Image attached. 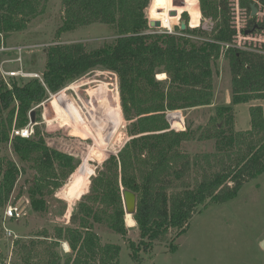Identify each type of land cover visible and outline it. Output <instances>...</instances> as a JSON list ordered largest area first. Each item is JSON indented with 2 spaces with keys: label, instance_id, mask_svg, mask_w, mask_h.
<instances>
[{
  "label": "trees",
  "instance_id": "trees-1",
  "mask_svg": "<svg viewBox=\"0 0 264 264\" xmlns=\"http://www.w3.org/2000/svg\"><path fill=\"white\" fill-rule=\"evenodd\" d=\"M156 1L152 6H159ZM46 2L0 0V47L9 35L24 31L38 19ZM150 2L63 0L64 20L59 34L103 24L111 26L118 38L96 49L84 43L46 48L44 83L38 79H12L10 88L0 78V143L8 144L14 126L25 128L31 111L71 82L98 68L118 77L130 140L99 168L90 192L72 213L71 226L56 228L54 243L65 241L73 252L65 264H120L121 246L102 244L95 227L104 225L115 234L127 236L122 188L137 194L133 219L141 242L130 243L132 258L137 261L141 246L148 250L171 231L178 239L203 209L235 199L246 183L264 173L263 108L250 106L248 130L234 127L233 111V106L264 100V54L225 48L224 44L232 43L237 35L231 1L200 0L203 17L217 21L215 29L210 34L198 28L179 30L184 35L207 39L201 42L166 32L148 33L146 12ZM256 2L264 5V0H241L250 13ZM177 8L183 9L179 19L185 11L190 12L192 21L201 19L198 0L172 6V10ZM251 30L253 35L263 33L264 22L250 18L242 32ZM222 57L229 61L233 106L219 107L216 117L222 125H207L199 138L214 139L215 152L183 153V143L195 140L196 131L171 129L167 115L213 104V65ZM162 74L165 79L158 78ZM12 147L19 161L38 171L28 190L32 209L47 211L46 190L53 193L59 189L80 160L51 149L37 127L29 139L13 138ZM23 170L0 157V210L9 203ZM55 256L50 255L53 260L48 264H60Z\"/></svg>",
  "mask_w": 264,
  "mask_h": 264
},
{
  "label": "rangeland",
  "instance_id": "rangeland-1",
  "mask_svg": "<svg viewBox=\"0 0 264 264\" xmlns=\"http://www.w3.org/2000/svg\"><path fill=\"white\" fill-rule=\"evenodd\" d=\"M230 1L233 5L237 2ZM156 2L159 6L154 7L156 3L152 6L153 0H151L147 9L149 23L151 17L162 21L163 26L164 21L167 20L169 27H172L177 35L181 33L179 29L182 20L187 21L189 29L198 28L208 34L212 33L216 27V20L203 17L200 0H198V8L201 19L193 21L189 11H185L178 21L175 16L170 15L173 11L172 6L183 4V0H157ZM44 7L41 16L27 29L13 33L4 39L5 45L8 46L29 47L28 51L22 54L23 67L27 71L43 75L46 66L45 49L50 46L84 43L89 49H96L104 42H112L118 38L111 26L103 24H93L70 33L59 34L58 30L64 20L63 0H47ZM257 8L259 9V6ZM165 13L167 16L164 15ZM251 14L247 11L246 24L250 18H253ZM256 17L264 22V8L259 10ZM233 21L237 20L233 19ZM241 23L245 24L243 20ZM192 24L196 27H192ZM155 32L164 33L166 29L150 28L148 31V33ZM257 35L264 37V32ZM184 36L200 42L207 40L195 35ZM254 36L256 37V34ZM251 43V48L259 49V43ZM262 45L264 47V44ZM15 57H17L16 53H8L4 54L2 59ZM5 67L18 69L19 65L13 63L6 64ZM213 72L212 105L176 111L167 115L171 129L196 131L195 140L183 143L181 148L183 153L190 155L214 153L215 140H199V138L207 125L219 123L216 117L219 107L233 106L229 61L225 57L220 58L213 65ZM159 76V79L166 78L165 74ZM0 78H2L1 74ZM8 82L12 88L11 80ZM72 101L76 103L81 113L83 112L89 125L91 124L92 134L81 136L74 132V125L81 127L82 119L70 112ZM250 106H262L264 111V100L233 106L234 127L237 130L251 128ZM35 109L37 112L33 135L37 127L51 149L75 156L80 160V164L59 189L53 193L51 189L46 190L48 210L37 212L32 209L28 190L34 182V177L38 176V171L29 164L19 161L14 153L12 139L15 138L13 136L15 126L10 131L11 141L8 144L0 143V157L13 161L21 170L24 168L9 203L0 210V264H48L50 260H53L50 257L52 254L56 255L54 259H58L60 264H65L72 257L73 252L65 241H59L58 245L54 243L56 228L71 226L72 213L76 205L90 192L92 179L98 175L99 168L112 155H118L125 143L130 140L127 133L128 122L121 108L118 77L103 68L93 70L71 82ZM219 124L222 125V123ZM101 137L105 141L102 146L99 145L102 143ZM80 169L89 178L88 188L77 199L69 200L64 191L73 175L78 174ZM10 205H19L25 213L24 217L19 221L6 220L5 210ZM127 227L129 228L127 236L115 234L104 225L95 227V232L100 236L102 244L121 246L120 264H264L262 247L264 173L246 183L235 199L203 209L191 220L188 231L178 239H175L176 233L171 231L165 239L154 242L150 249L145 250L141 246L135 258L137 261L132 258L130 243L140 244V231L136 222L135 226L127 225ZM6 228L13 232V237L7 234Z\"/></svg>",
  "mask_w": 264,
  "mask_h": 264
},
{
  "label": "built area",
  "instance_id": "built-area-1",
  "mask_svg": "<svg viewBox=\"0 0 264 264\" xmlns=\"http://www.w3.org/2000/svg\"><path fill=\"white\" fill-rule=\"evenodd\" d=\"M236 1H237V2H235L236 4L234 3V5H233V19L237 20V21L236 22L233 21V25H234V28L237 30V35L235 36L234 41L232 43L224 44L225 48H239L242 50L255 51L257 53L264 54V47L262 45V44H264V37L263 36L258 37V35H256V37H255L253 34L247 35V34H244L242 32V30L247 27L248 22H249L248 21L246 24V21H245V19H246L245 16H246V13L248 10L242 6L241 0H236ZM252 5H255L256 8L259 6V9L257 8L258 9L257 15L259 13V10L261 8H264V5H262V3H259V2H256L255 4H252ZM252 5H251V8H252ZM241 20H243V22H245V24L241 23ZM164 29H166V28H164ZM166 33L172 34V35H177V33L173 30V28L171 30L166 29ZM179 35L184 36V34H182V33H179ZM251 42H254L255 44L259 43L260 44L259 49H257L256 47L251 48V46H250L252 44ZM28 49H29V47H26V46L12 47V46H8L5 44L1 45V47H0V74H1L2 78L4 79V81L9 86H10V84L8 81L12 80V79H22V80L38 79L42 83H44L43 75L27 71L23 67V56H22V54L24 52H27ZM8 53H16L17 57L9 58V59H2L4 54H8ZM13 63L18 64L19 68L18 69H7L5 67L6 64H13ZM34 128H35V124L31 123V121H30V123L25 128H21V129L14 128L13 129V136L14 137L19 136L21 138L29 139V138H31V136L34 133ZM24 215H25V213L19 205H10L5 210V219L8 221H10V220L19 221L20 219H22L24 217ZM5 230L10 237H13V232L10 229L6 228Z\"/></svg>",
  "mask_w": 264,
  "mask_h": 264
},
{
  "label": "bare ground",
  "instance_id": "bare-ground-1",
  "mask_svg": "<svg viewBox=\"0 0 264 264\" xmlns=\"http://www.w3.org/2000/svg\"><path fill=\"white\" fill-rule=\"evenodd\" d=\"M162 22V21H161ZM162 27L163 28H166L163 26L162 24ZM166 29H169V28H166ZM172 29V27H171ZM160 77V76H159ZM105 83V82H104ZM106 98V96H105ZM100 99V98H99ZM114 99V98H113ZM102 101V100H101ZM97 102V101H96ZM98 104V102H97ZM115 107V106H114ZM70 112H72V114L74 116H77L79 118L82 119V126L81 127H77L74 125V132L77 133V134H80L81 136H87L88 134H92V128H91V124L89 125L88 121L84 118L83 116V112L81 113V111L79 110V108L77 107L76 103L74 101H72V104L70 106ZM112 109V108H111ZM119 110V109H117ZM119 113V112H118ZM120 122V121H119ZM116 127V126H115ZM97 133V132H96ZM100 134V133H99ZM92 136V135H91ZM95 137V135H94ZM96 138V137H95ZM97 139V138H96ZM97 141V140H96ZM95 141V142H96ZM101 142L100 143L98 141V144L99 145H104V142L102 137H101ZM94 151V150H93ZM84 170V169H83ZM88 176H86V174L83 172L82 173V169L79 170L78 174H74L69 185L67 186V188L65 189L64 191V194L65 196L69 199V200H72V199H77L81 194L85 193L86 189L88 188V185H89V178H87ZM71 204V203H70ZM127 225L129 227H133L135 226V221L134 219H132L131 217H128L127 218Z\"/></svg>",
  "mask_w": 264,
  "mask_h": 264
},
{
  "label": "water",
  "instance_id": "water-1",
  "mask_svg": "<svg viewBox=\"0 0 264 264\" xmlns=\"http://www.w3.org/2000/svg\"><path fill=\"white\" fill-rule=\"evenodd\" d=\"M184 1V0H183ZM258 9L255 5H252V17H255L257 15ZM171 16H177V11L173 10L170 12ZM150 28H163L162 22L160 20H150L149 23ZM188 28L187 21L182 20L180 24V30L185 31ZM253 30L247 31L246 34H252ZM30 121L33 124H36V110H32L30 113ZM169 121V120H168ZM170 122V121H169ZM171 124V123H170ZM122 198L123 203L125 207L126 217H131L133 219V215L136 213L137 210V194L129 189L122 188ZM262 247L264 249V241L262 242Z\"/></svg>",
  "mask_w": 264,
  "mask_h": 264
},
{
  "label": "clouds",
  "instance_id": "clouds-1",
  "mask_svg": "<svg viewBox=\"0 0 264 264\" xmlns=\"http://www.w3.org/2000/svg\"><path fill=\"white\" fill-rule=\"evenodd\" d=\"M176 11H177V13H178V15H177V17H176V21H178V20H179V12L183 11V9L177 8ZM164 15L167 16V13H165ZM174 22H175V21H174ZM164 26H165V27H169V23H168L167 20L164 21ZM169 30H171L170 27H169Z\"/></svg>",
  "mask_w": 264,
  "mask_h": 264
},
{
  "label": "flooded vegetation",
  "instance_id": "flooded-vegetation-1",
  "mask_svg": "<svg viewBox=\"0 0 264 264\" xmlns=\"http://www.w3.org/2000/svg\"><path fill=\"white\" fill-rule=\"evenodd\" d=\"M188 26V25H187Z\"/></svg>",
  "mask_w": 264,
  "mask_h": 264
}]
</instances>
